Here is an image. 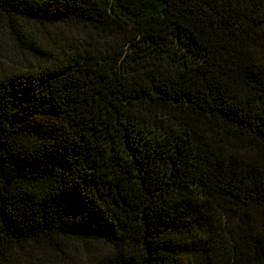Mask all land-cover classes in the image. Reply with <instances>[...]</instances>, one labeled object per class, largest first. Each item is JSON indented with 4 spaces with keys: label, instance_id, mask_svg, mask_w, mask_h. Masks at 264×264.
Returning <instances> with one entry per match:
<instances>
[{
    "label": "trees",
    "instance_id": "obj_1",
    "mask_svg": "<svg viewBox=\"0 0 264 264\" xmlns=\"http://www.w3.org/2000/svg\"><path fill=\"white\" fill-rule=\"evenodd\" d=\"M0 19V264H264V0Z\"/></svg>",
    "mask_w": 264,
    "mask_h": 264
},
{
    "label": "rangeland",
    "instance_id": "obj_2",
    "mask_svg": "<svg viewBox=\"0 0 264 264\" xmlns=\"http://www.w3.org/2000/svg\"><path fill=\"white\" fill-rule=\"evenodd\" d=\"M1 22V19H0ZM0 23V62L7 61V56L14 50L15 48V42L12 41V39L9 37V35L6 33L5 30L1 27ZM71 33V30L67 28H60L59 30H55L52 32V35H59L60 37H63L65 35H69Z\"/></svg>",
    "mask_w": 264,
    "mask_h": 264
}]
</instances>
